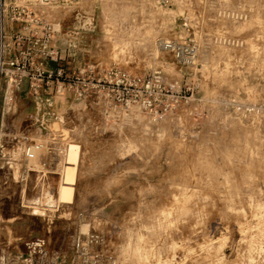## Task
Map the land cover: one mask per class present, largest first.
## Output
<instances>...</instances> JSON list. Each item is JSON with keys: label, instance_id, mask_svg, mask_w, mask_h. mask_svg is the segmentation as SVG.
<instances>
[{"label": "rangeland", "instance_id": "374dc122", "mask_svg": "<svg viewBox=\"0 0 264 264\" xmlns=\"http://www.w3.org/2000/svg\"><path fill=\"white\" fill-rule=\"evenodd\" d=\"M42 10L61 26L67 75L115 66L141 83L83 97L43 88V103L3 83L0 256L10 264L34 241L67 255L75 232L96 231L117 264H264V0H60ZM70 145L71 204L52 218L33 213L42 181L33 173L24 191L22 174L61 149L43 198L60 202Z\"/></svg>", "mask_w": 264, "mask_h": 264}, {"label": "built area", "instance_id": "2783aa9c", "mask_svg": "<svg viewBox=\"0 0 264 264\" xmlns=\"http://www.w3.org/2000/svg\"><path fill=\"white\" fill-rule=\"evenodd\" d=\"M60 0H24L6 2L0 0V93L4 82L16 88L28 81L30 93L33 96L40 94L43 88L54 87L55 93L63 95L66 91L72 92L77 97H83L86 92L94 90L110 94L115 88L119 89L126 84L138 85L139 78H128L131 75L120 68L108 67L98 69L89 66L83 71L67 75L62 68L49 69L45 59L59 60V51L54 46L55 34L61 26L50 20L43 7L52 5ZM75 2L77 0H65ZM7 23L19 24L18 30L8 29ZM169 49H176V45L167 43ZM36 148H43L42 143H37ZM61 149L50 148L40 160L38 168L30 167L22 174L25 182L24 191L29 186V177L34 173L42 181L41 185H34L32 190H37L40 199L28 205L32 212L44 217L52 218L48 213L52 210L60 212V203L66 202L43 201L44 195H50L52 187L47 183L49 175L53 174L55 153ZM57 169V165H56ZM47 183V184H46ZM56 201V202H55ZM80 216H83L80 213ZM41 241L29 243L24 254H16L10 264H43L44 255ZM0 256V264H9ZM52 264H117L113 255L106 250V239L96 231L83 233L77 231L72 235L71 248L67 255L56 257Z\"/></svg>", "mask_w": 264, "mask_h": 264}, {"label": "crops", "instance_id": "0c3cea01", "mask_svg": "<svg viewBox=\"0 0 264 264\" xmlns=\"http://www.w3.org/2000/svg\"><path fill=\"white\" fill-rule=\"evenodd\" d=\"M7 28L10 30V29H13V30H18L19 29V24H10V23H7ZM61 35H62V29H60V31L57 33V34H55V38H54V46L58 49V51H59V60L58 61H52V60H50V59H45V63H46V66L49 68V69H58V68H62L63 70H64V68H63V60H64V56L65 55H68V54H66L65 53V50L63 49V47H62V45H61V43H60V38H61ZM68 56H70V55H68ZM68 56H66V57H68ZM78 71H81V69H79ZM78 71H76V72H78ZM28 86H29V83H28V81H25L22 85H21V87H18L17 88V90L19 91V92H22L23 91V89L24 90H26V91H28V93L30 94V96H32V97H34L36 100H39L41 103H43L44 102V98H42V97H44L46 94L48 95V92H47V90H49V89H51L52 91H51V93H53L54 92V90H53V88H48L47 90L46 89H44V90H42V93L41 94H39V95H37V96H33L31 93H30V90H29V88H28ZM61 96V95H60ZM50 100V98L47 100V101H49ZM45 110H47V113L48 114H54V115H56L54 112V109H52V108H48V109H45ZM44 243V242H43ZM43 250H44V255L42 256V263L43 264H52L54 261H55V259H56V257H58V256H64L63 254H62V252H61V250L62 249H59V250H57L56 248H51V249H49L48 248V245H46V244H43ZM69 253V252H68Z\"/></svg>", "mask_w": 264, "mask_h": 264}, {"label": "bare ground", "instance_id": "6f19581e", "mask_svg": "<svg viewBox=\"0 0 264 264\" xmlns=\"http://www.w3.org/2000/svg\"><path fill=\"white\" fill-rule=\"evenodd\" d=\"M79 163V146L70 145L67 152V166L64 172L65 184H63L58 192L60 202H72L74 195V184L76 181L77 168Z\"/></svg>", "mask_w": 264, "mask_h": 264}]
</instances>
